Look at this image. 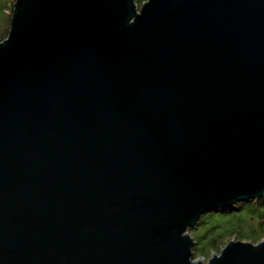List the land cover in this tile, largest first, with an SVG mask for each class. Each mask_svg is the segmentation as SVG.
<instances>
[{
	"label": "water",
	"instance_id": "1",
	"mask_svg": "<svg viewBox=\"0 0 264 264\" xmlns=\"http://www.w3.org/2000/svg\"><path fill=\"white\" fill-rule=\"evenodd\" d=\"M263 194L264 0H15L0 264H201L187 229Z\"/></svg>",
	"mask_w": 264,
	"mask_h": 264
},
{
	"label": "trees",
	"instance_id": "2",
	"mask_svg": "<svg viewBox=\"0 0 264 264\" xmlns=\"http://www.w3.org/2000/svg\"><path fill=\"white\" fill-rule=\"evenodd\" d=\"M144 1L137 0L139 3ZM14 2L15 0H0V43L7 37ZM238 213L244 214L245 217H239ZM249 219L257 222L252 223ZM197 223L200 226L197 233L194 231V249L197 250L194 258L208 255L213 249L220 251L226 243L222 245L219 243L228 236L256 243L264 233V196L237 202L227 209L206 212L200 216ZM247 228L251 229L250 233L253 234L246 232Z\"/></svg>",
	"mask_w": 264,
	"mask_h": 264
},
{
	"label": "rangeland",
	"instance_id": "3",
	"mask_svg": "<svg viewBox=\"0 0 264 264\" xmlns=\"http://www.w3.org/2000/svg\"><path fill=\"white\" fill-rule=\"evenodd\" d=\"M146 1V0H145ZM135 4L137 5V8H140V6H141V4H142V2H137V0H135ZM262 196H264V194L262 195ZM262 196H260V197H262ZM259 198V197H258ZM255 199H257V198H255ZM253 200V199H252ZM240 202V201H239ZM237 203V202H236ZM236 203L234 204V205H236ZM233 206V205H232ZM231 210H234V209H231ZM238 216L239 217H241V218H244L245 216H244V214H242V213H238ZM249 221H251L252 223H256L257 221H255L254 219H252V220H250L249 219ZM199 226H200V224L199 223H197V224H195V226L194 227H190V228H188L187 229V234L188 235H190L191 237H192V239L194 240V242H195V239H194V231H195V233H197L199 230ZM258 228H256V230H257ZM260 229H262V228H259V230ZM250 230L251 229H249V228H247L246 229V232H249V234L251 235V234H253V233H250ZM256 233V232H255ZM229 240H237V239H235V237L234 236H228V237H225L223 240H222V242L221 243H219V245H222V244H225L226 242H228ZM260 240H264V233H263V235H262V237H261V239ZM243 241H249L248 239H243ZM194 246H195V243L193 244V248H192V255H193V257L195 256V254H196V252H197V250L196 249H194ZM218 253L219 251H217V250H212V251H210L209 252V254L208 255H199L198 257H196V258H194L197 262H199V263H201V264H205L207 261H208V259L211 257V255L212 254H214V253Z\"/></svg>",
	"mask_w": 264,
	"mask_h": 264
}]
</instances>
